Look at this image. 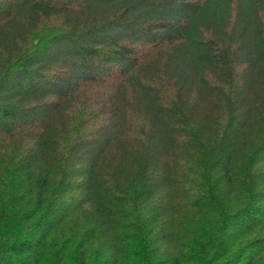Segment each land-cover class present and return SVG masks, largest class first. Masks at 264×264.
I'll return each mask as SVG.
<instances>
[{"label":"trees","instance_id":"16d2710c","mask_svg":"<svg viewBox=\"0 0 264 264\" xmlns=\"http://www.w3.org/2000/svg\"><path fill=\"white\" fill-rule=\"evenodd\" d=\"M0 264H264V0H0Z\"/></svg>","mask_w":264,"mask_h":264}]
</instances>
